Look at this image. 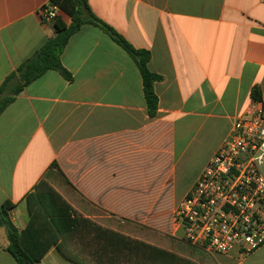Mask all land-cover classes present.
Here are the masks:
<instances>
[{"label":"crops","instance_id":"0c3cea01","mask_svg":"<svg viewBox=\"0 0 264 264\" xmlns=\"http://www.w3.org/2000/svg\"><path fill=\"white\" fill-rule=\"evenodd\" d=\"M50 0H0V87L54 37L41 9ZM91 12L147 68L157 113L150 118L134 61L109 36L83 25L60 61L71 81L48 70L0 115V204L18 231L25 197L45 180L73 215L164 249L189 264H264V244L243 256L185 244L173 214L252 103L264 108V0H88ZM65 25L70 18L56 10ZM60 241L58 242V244ZM64 243V242H61ZM0 227V264H16ZM51 246L39 264H89Z\"/></svg>","mask_w":264,"mask_h":264},{"label":"trees","instance_id":"16d2710c","mask_svg":"<svg viewBox=\"0 0 264 264\" xmlns=\"http://www.w3.org/2000/svg\"><path fill=\"white\" fill-rule=\"evenodd\" d=\"M50 6L65 13L71 23L67 26L59 17H55L52 20L54 37L32 58L6 77L0 87V115L24 86L48 70H54L67 81H71L70 74L61 65L60 56L69 38L81 26L87 24L103 31L134 61L141 75L147 113L153 118L158 107L153 85L160 81L161 77L151 73L147 68L149 52L134 49L115 30L94 16L88 6V0H50ZM14 80L18 83L12 88L11 95L2 97ZM251 99L253 102L260 101L258 89L251 91ZM25 205L29 219L26 226L18 231L9 217L14 205L9 201L0 204V227L5 229L8 240L6 251L14 258L16 264H39L49 248L54 245H57V249L66 259L72 260L73 255L64 247V243L73 240L77 234L80 235L78 239L81 237L84 240L91 232L93 234L88 237L90 239H85L81 244V250H89L93 257L89 264H189V261L174 253L76 217L69 205L45 180L38 182L27 194Z\"/></svg>","mask_w":264,"mask_h":264},{"label":"built area","instance_id":"2783aa9c","mask_svg":"<svg viewBox=\"0 0 264 264\" xmlns=\"http://www.w3.org/2000/svg\"><path fill=\"white\" fill-rule=\"evenodd\" d=\"M56 7L40 11L52 21ZM184 241L212 255H249L264 244V108L252 102L237 118L173 214Z\"/></svg>","mask_w":264,"mask_h":264},{"label":"rangeland","instance_id":"374dc122","mask_svg":"<svg viewBox=\"0 0 264 264\" xmlns=\"http://www.w3.org/2000/svg\"><path fill=\"white\" fill-rule=\"evenodd\" d=\"M17 83L18 82L16 80L12 81L10 86L2 94V97L10 96L11 92H12V88L15 87L17 85ZM90 234H93V232H91ZM90 234H88L89 236H86L85 239H90V238H88V237H90ZM79 236L80 235H78V234L75 235L73 237V240L71 239L70 242H68V244H69L70 248L73 249V251L78 252L79 254H81V256L84 257L85 260H87V262L89 263V261H92L93 257H91L90 252H88L89 250H87V251H83V249L81 250L82 241H84L85 239L83 240V239H81V237H80V239H78L77 237H79ZM180 236L182 237V234ZM185 244H187V243H185Z\"/></svg>","mask_w":264,"mask_h":264}]
</instances>
